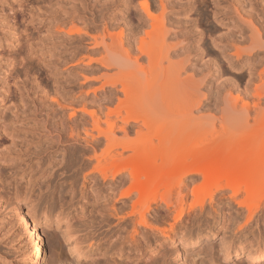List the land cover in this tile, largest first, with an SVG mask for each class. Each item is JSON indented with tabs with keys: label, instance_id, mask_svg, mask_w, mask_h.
<instances>
[{
	"label": "bare ground",
	"instance_id": "1",
	"mask_svg": "<svg viewBox=\"0 0 264 264\" xmlns=\"http://www.w3.org/2000/svg\"><path fill=\"white\" fill-rule=\"evenodd\" d=\"M200 5L195 12L206 22L212 18L208 35L194 20L184 19L188 5L182 0H69L61 10L51 8V38L65 44L61 71L86 80L96 73L91 79L101 78V85L89 91L78 83L72 90L66 82L52 100L43 95L49 109L63 115L42 124L39 135L47 140L50 164L78 166L82 193L101 182L112 197L105 206L112 221L104 219L101 229H91L81 240L77 230L57 227L62 204L55 213L52 206L16 205L14 231L27 248L15 264H74L71 255L46 259V229L53 215L54 234L70 254L110 242L111 254L120 255L139 253L157 235L174 242L180 236L178 221L159 227L154 220L173 215L185 224L198 221L208 214L206 200L210 205L228 193L238 205H259L264 126L256 125L264 122V0H203ZM23 157L13 147L0 159ZM197 176L188 208V185ZM185 234L179 243L186 241ZM223 244L224 260L241 255L239 246L230 250L231 244ZM245 249L239 262L264 260V249L252 243Z\"/></svg>",
	"mask_w": 264,
	"mask_h": 264
},
{
	"label": "rangeland",
	"instance_id": "2",
	"mask_svg": "<svg viewBox=\"0 0 264 264\" xmlns=\"http://www.w3.org/2000/svg\"><path fill=\"white\" fill-rule=\"evenodd\" d=\"M138 1L134 0L135 3ZM182 1H186L189 10H186L184 19H190L189 22L194 20L198 28L208 35L210 28L207 25L212 18L208 19V23L195 12L200 9L203 0ZM68 3L69 0H0V158L11 152L13 147L24 155L23 159L14 162L0 159V264H15L19 253L27 248V245H19L22 237L19 238V234L14 231L17 225L12 208L16 205L23 206V209L28 205H36L42 210L52 206L55 213L62 204V218L57 227H69L72 233L77 230L76 235L81 240L90 234L91 229H101L104 219L109 218L105 206L112 197L102 190L101 182L90 183L82 193V177L75 173L78 166L70 162L50 164L45 152L47 140L39 135L41 131L38 128L42 124L54 122L58 115H63L49 109L44 99L49 97L52 100L61 83L69 82L72 90H77L80 84L85 85L84 88L88 87L89 91H99L101 85V78L91 79L96 73L92 74L94 77L85 74L89 79L86 80L75 72H68L67 75L61 71L62 59L66 54L65 44L62 40L51 38L53 23L50 21L52 9L61 10ZM176 9L179 13L186 6ZM85 43L83 48L86 47ZM227 75L229 79H239L237 74ZM68 115V112H64V117ZM262 126L264 122H259L256 128ZM9 133L15 136L14 140ZM199 180L200 176H197L189 182L188 208L194 201L190 194L192 186ZM69 189H73V192ZM227 195H220L210 205L206 200L204 206L208 214L199 216L198 221L185 224L183 219L178 220L173 215L166 216L164 222L161 217L155 219L159 227L172 223L175 225V221H178V237L185 231L187 235L183 241H186L179 243L178 238L173 242L157 235L151 246L146 244L139 253L111 254L110 242H103L98 248L86 249L83 255L70 254L61 239L54 234L56 219L53 215L50 218L51 226L46 229L48 241L44 254L48 262L71 255L69 258L74 264H248L239 262L246 246L252 243L264 249V193L260 194L259 205L251 204V208L248 207L251 201L238 205ZM236 198L242 200L243 192L237 194ZM188 214L192 215V212ZM108 220L111 222L112 218ZM181 221L183 226L179 228ZM223 243L231 244L230 250L239 246L241 255L224 260ZM249 264H264V260Z\"/></svg>",
	"mask_w": 264,
	"mask_h": 264
}]
</instances>
